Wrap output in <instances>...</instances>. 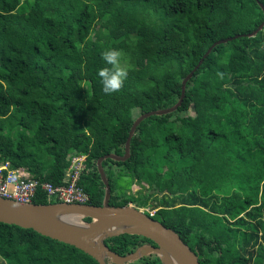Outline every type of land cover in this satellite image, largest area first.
<instances>
[{"label":"trees","instance_id":"1","mask_svg":"<svg viewBox=\"0 0 264 264\" xmlns=\"http://www.w3.org/2000/svg\"><path fill=\"white\" fill-rule=\"evenodd\" d=\"M262 5V6H261ZM264 0H0V161L53 185L84 155L78 185L101 205L132 203L177 232L199 264H264ZM130 66L106 95L101 53ZM222 72L223 78L217 73ZM129 177L141 189L127 193ZM35 203L58 202L39 191ZM181 210L180 213L178 212ZM177 212V213H175ZM90 221V218H84ZM119 255L143 243L120 234ZM0 264H99L73 245L0 222ZM108 264H114L109 262ZM127 264H162L156 253Z\"/></svg>","mask_w":264,"mask_h":264},{"label":"water","instance_id":"2","mask_svg":"<svg viewBox=\"0 0 264 264\" xmlns=\"http://www.w3.org/2000/svg\"><path fill=\"white\" fill-rule=\"evenodd\" d=\"M263 23L264 20L253 33L248 35L255 34ZM237 36L213 42L203 58L216 44L227 42ZM203 58L182 80L180 97L174 105L148 111L133 121L122 155L108 153L97 159V169L104 184V197L101 205L62 201L19 203L0 197V222L31 228L44 236L73 245L93 257L99 264H108L109 262L127 264L153 252L157 254L162 264H199L198 255L183 241L180 235L159 220L154 219L151 214H146L143 209L133 206L132 203L127 205L109 203L111 188L103 170L102 161L107 158L117 161L126 160L130 156V140L137 125L150 115L171 112L181 104L186 82L202 63ZM86 217L90 218V221H85ZM120 234L140 235L150 239L155 245L143 243L133 252L119 255L109 248L105 240Z\"/></svg>","mask_w":264,"mask_h":264},{"label":"built area","instance_id":"3","mask_svg":"<svg viewBox=\"0 0 264 264\" xmlns=\"http://www.w3.org/2000/svg\"><path fill=\"white\" fill-rule=\"evenodd\" d=\"M84 155L73 156L63 184L53 185L26 174L22 168H13L9 161H0V197L19 203H32L41 191L50 198L66 203H87L88 194L78 185ZM143 209V208H141ZM152 215V210L146 209Z\"/></svg>","mask_w":264,"mask_h":264},{"label":"clouds","instance_id":"4","mask_svg":"<svg viewBox=\"0 0 264 264\" xmlns=\"http://www.w3.org/2000/svg\"><path fill=\"white\" fill-rule=\"evenodd\" d=\"M102 59L107 66L98 70V77L102 84V91L106 95L119 92L123 87L124 81L128 77L130 66L122 64L123 52L116 48H109L102 53ZM217 75L223 78V73L218 72Z\"/></svg>","mask_w":264,"mask_h":264},{"label":"rangeland","instance_id":"5","mask_svg":"<svg viewBox=\"0 0 264 264\" xmlns=\"http://www.w3.org/2000/svg\"><path fill=\"white\" fill-rule=\"evenodd\" d=\"M119 183L122 186L126 187V189L128 190L127 193H130V192L135 193L137 190L141 189V186L136 182H134L133 184H130L131 179L129 177H125V176L121 177L119 180ZM176 210H178L179 213L181 211L179 209H176ZM154 212H155V210L152 209V213H154ZM175 213H177V212H175Z\"/></svg>","mask_w":264,"mask_h":264}]
</instances>
